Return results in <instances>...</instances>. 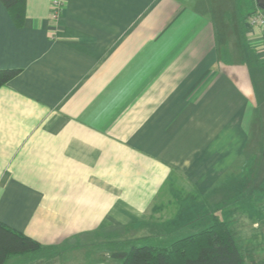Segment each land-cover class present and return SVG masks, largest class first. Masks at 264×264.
<instances>
[{"label":"crops","instance_id":"1","mask_svg":"<svg viewBox=\"0 0 264 264\" xmlns=\"http://www.w3.org/2000/svg\"><path fill=\"white\" fill-rule=\"evenodd\" d=\"M243 11L67 0L55 24L51 0H26L16 25L0 1V70H19L0 88V222L57 252L6 264H122L233 210L264 250V33Z\"/></svg>","mask_w":264,"mask_h":264},{"label":"trees","instance_id":"2","mask_svg":"<svg viewBox=\"0 0 264 264\" xmlns=\"http://www.w3.org/2000/svg\"><path fill=\"white\" fill-rule=\"evenodd\" d=\"M16 25L25 17L26 0H0ZM19 74V70H0V88ZM145 238L144 240H148ZM52 250V249H50ZM27 235L15 231L0 222V264H6L12 256L37 254L49 259L56 254ZM122 264H248L246 256L237 245L228 224L216 216L201 232L182 238L170 246L161 248L145 244L130 251L114 255ZM250 264H258L250 259Z\"/></svg>","mask_w":264,"mask_h":264},{"label":"rangeland","instance_id":"3","mask_svg":"<svg viewBox=\"0 0 264 264\" xmlns=\"http://www.w3.org/2000/svg\"><path fill=\"white\" fill-rule=\"evenodd\" d=\"M253 0H240V6L242 5V7L244 8V11H243V16H245V21L247 20V18L249 17V15L254 11V5H253ZM185 188V187H184ZM248 191V189H247ZM246 191V192H247ZM248 194H246V197L248 198L249 196H247ZM183 196H186V195H182V196H178V199L180 200V204H181V198ZM255 199H253L252 201L254 202ZM254 204V203H253ZM252 204V205H253ZM255 205V204H254ZM167 206V205H166ZM234 206L233 204L230 205V208ZM170 207H173L170 205ZM177 208V207H175ZM184 208V207H183ZM176 210V209H175ZM177 212V211H175ZM173 213V211L171 212ZM217 213V212H216ZM221 213L217 214V215H214L216 217H218L220 219L221 216H218L220 215ZM247 214L250 215L249 218L246 219L247 223L249 224V226L251 227L252 226V221H254L253 219V215L249 212H247ZM229 217H227V220L224 221L223 218H221L220 220L226 222L229 226V228L231 229L232 231V234L234 236V239L237 243V245L239 246L240 248V237L242 238L243 241V245L245 246L246 248V251L244 250V254L246 253V255L248 254H257V252H261L263 254L262 257H264V250H256L255 248H257L255 246V244H253V242L250 240V237L251 233L249 232H246L247 231V226L245 227L243 225V223L245 222V220L243 218L240 219V211L238 210H233L231 211L229 214ZM213 216V215H212ZM158 220V218H157ZM187 220L189 219H186V218H180L179 219V222L182 223V225L184 224H187ZM198 221V219H197ZM208 223L207 225H204L205 223V218H202L200 219V222H202V224L200 226L198 225H194L195 223H192L190 225H186V226H182L181 228H179V230L175 231V232H172L166 236H157V237H150L148 240H142V241H139L136 243V246H143L145 244H150V245H155V246H159L161 248H165V247H168L170 246L172 243L182 239V238H185V237H188V236H191L193 234H197L199 232H201L202 230H204L205 228H207L208 226H210L211 224V221H210V218L207 219ZM240 231L242 232L240 234ZM255 236V235H253ZM257 246L259 247L261 245V247H263L264 243L262 241H260V243H256ZM255 246V247H254ZM51 253H57L55 250H50L48 251V254H51ZM251 259V258H250ZM250 259L247 260V263L250 264ZM258 260H256L257 262Z\"/></svg>","mask_w":264,"mask_h":264},{"label":"built area","instance_id":"4","mask_svg":"<svg viewBox=\"0 0 264 264\" xmlns=\"http://www.w3.org/2000/svg\"><path fill=\"white\" fill-rule=\"evenodd\" d=\"M66 2L67 0H51L50 19L53 23L60 22L66 8ZM246 25L253 30L264 33V10L249 15Z\"/></svg>","mask_w":264,"mask_h":264}]
</instances>
